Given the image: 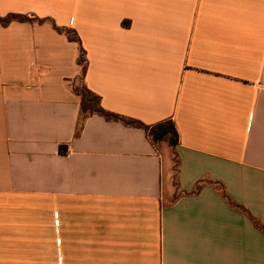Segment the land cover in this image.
<instances>
[{
	"label": "crops",
	"instance_id": "crops-1",
	"mask_svg": "<svg viewBox=\"0 0 264 264\" xmlns=\"http://www.w3.org/2000/svg\"><path fill=\"white\" fill-rule=\"evenodd\" d=\"M9 13L75 29L103 107L173 120L180 164L99 115L76 136L79 45L0 25V264H264L247 214L214 184L192 194L219 183L264 225V0H0Z\"/></svg>",
	"mask_w": 264,
	"mask_h": 264
},
{
	"label": "trees",
	"instance_id": "trees-1",
	"mask_svg": "<svg viewBox=\"0 0 264 264\" xmlns=\"http://www.w3.org/2000/svg\"><path fill=\"white\" fill-rule=\"evenodd\" d=\"M13 22L31 23L38 25H43L46 23L50 24L55 31L65 35L69 41L75 42L79 45V56L77 62L78 65L81 67V73L78 78L72 83L73 92L80 98L81 101L80 116L78 119L76 136L80 135L86 119L92 115H99L105 118L107 121L120 122L127 127L141 128L146 132L153 144L161 145L166 143L171 148L172 153L174 155L177 170L180 161L178 159L175 149L180 144V135L178 133L175 122L171 119H168L154 125H147L138 119L126 117L105 109L102 105L101 97L95 92H93L85 82L89 65L87 52L83 46L79 33L75 29L70 27L59 26L56 21L52 18H41L34 14L9 13L6 15H0V25L7 27ZM61 152H63V147H61ZM205 183H211L216 185V187L221 190V193L224 195V197H226L230 201L232 206L247 214L253 221L254 225L259 228L262 232H264V225L260 221L255 219L250 213H248L244 209V207L238 205L233 200H231L221 184L202 181V183L196 185V188L192 192V194H198L202 190V186Z\"/></svg>",
	"mask_w": 264,
	"mask_h": 264
},
{
	"label": "rangeland",
	"instance_id": "rangeland-1",
	"mask_svg": "<svg viewBox=\"0 0 264 264\" xmlns=\"http://www.w3.org/2000/svg\"><path fill=\"white\" fill-rule=\"evenodd\" d=\"M162 145V147L163 148H167L168 147V145L165 143V144H161ZM169 148V147H168ZM171 150V149H170ZM165 161H166V163H167V161H168V156L166 155V153H165ZM174 158L172 157V160H173ZM175 161V160H174ZM174 170L176 171V165H175V168H174ZM175 171H174V173H175Z\"/></svg>",
	"mask_w": 264,
	"mask_h": 264
}]
</instances>
